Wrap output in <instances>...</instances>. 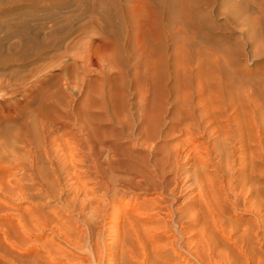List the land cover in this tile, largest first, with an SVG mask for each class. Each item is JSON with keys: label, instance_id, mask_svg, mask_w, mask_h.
I'll list each match as a JSON object with an SVG mask.
<instances>
[{"label": "rangeland", "instance_id": "obj_1", "mask_svg": "<svg viewBox=\"0 0 264 264\" xmlns=\"http://www.w3.org/2000/svg\"><path fill=\"white\" fill-rule=\"evenodd\" d=\"M225 1L214 0L213 3L216 2L215 4L218 5V7L215 6L216 9L219 8L221 11L223 8L224 10L227 8H225ZM140 3H142L141 0H0V99L4 100L0 110H11L14 122L17 121L16 123L13 122V135L17 133L19 136L15 135L18 136V139L13 138L16 142V148L23 157L26 156V144L29 141L33 144L34 141L31 146L40 155L37 164L43 173L44 184L52 192L41 189L43 188L42 185L34 184L26 171L21 173L24 177L22 185L25 188V200L22 202L21 216L26 218V220H22L28 229L24 226H22L23 228L17 226L18 224L11 214L13 211H10L11 208L9 207L10 209L6 211V213L8 212V222L6 220L0 222V264H42L45 259L46 262H49L47 264H76L77 262L79 264L81 258H85V254L82 252V255H79V249L76 250L75 246H77L76 239L81 238L80 232L83 229L84 219L90 221L92 228L91 232L87 231L83 224L84 246L89 247V244H93L94 250L100 251L101 249L103 256L106 257L107 244L113 238V232H109L107 227L109 217L116 213L115 208H113L115 205L111 206L112 193L107 192L104 195L106 198L103 200L105 202L104 208L106 209L109 205L107 210L94 214L91 206L86 209L81 208V198L77 197L75 187L76 184L79 187L82 186L81 181L83 180L89 186H97L93 173L84 171L80 179H74L70 178L63 169L61 171L52 169L50 157L44 153L42 130L40 129V120L42 119L40 117L45 109H47L48 114L43 116L48 122L53 123V131H50V138L46 143L51 152L55 149L52 139L55 138L60 142L72 135L71 132H67L65 135L63 133L66 132V127L74 126L76 121L74 112L80 104L82 106L80 109L87 115V123L94 130L95 142L101 148L98 161L103 165L111 163L114 159L113 154L117 151L120 153L123 163L127 164L129 168L126 172L120 173L122 176L134 180L151 181L156 178L153 174V162L155 158L157 159L162 155L160 152H153L152 147L156 145V147L161 148L165 145L164 147L167 148L171 142L176 140L170 135L172 129L169 127V121L172 118L169 110L172 109V103L178 100L176 95L188 94L190 96L189 105L194 103L200 98L193 96L197 91L196 88L199 87L196 81L199 77L205 76L208 79V84H211L212 87L210 88L211 91L205 89L204 92H201V97L205 99L207 107L221 109L244 106L246 110L250 109L254 112L255 118L257 117L256 126L243 124V129L248 138L249 135L253 136L249 139L252 140L251 142L248 138L246 140L249 143L247 146H250L251 149H249V153H246L247 156L245 155V161H248L246 167H239L237 162V157L242 151L241 148H239L240 151L236 149L238 144L231 143L229 145L230 148H235L232 149L235 160L232 176L237 179H235L233 189L229 194H226L224 199L221 195L220 201L223 200L219 206L222 205L221 214L224 211L223 215L224 213L226 215L225 217L221 215L224 217L223 221L231 222L230 216L235 215L240 224L244 223L243 219L246 220V218L248 223L249 218L250 226L246 222L244 224L250 227L248 233L249 231L252 232V236L255 238L250 235L251 233L248 234V241L251 239L248 243L254 244L249 252L252 253L254 248V252H260V256L264 258V241H261L264 235V24H259L258 28L252 32L242 23L227 22L225 16L216 11L207 17H203V19L194 13L189 15V21L182 26L172 28L171 31L177 37L173 42L168 41L166 49L161 46L159 37H156L157 39H154L156 47L161 46V48L158 49L159 51L156 49V52L150 53L140 45L142 35L145 32L144 26H148L152 20L158 27L159 22L158 18L155 19L153 15L148 18L144 11L139 10L138 4ZM260 4L262 3L260 2ZM205 9H210L209 5ZM229 11H232L231 15L235 16L236 20L242 17L237 7L230 8ZM170 17L177 18L174 13ZM111 18L113 21L110 26L109 20ZM180 27L185 31V34L182 30L178 32ZM198 29H201L202 33H199ZM243 32L244 34H242ZM185 35L191 37L195 44L206 46L208 50L207 56H210V59L205 60L208 58L206 56L203 59L205 61L200 60L203 61L204 66L199 76L197 73L195 75L193 73L196 72L194 68H196L199 60L196 59V63L192 62V66L189 65L191 66L189 68L186 66V64L188 65L186 56L180 55V51H185L182 48V37ZM205 37L207 42L204 40ZM257 40L260 41L256 42ZM251 42L252 46H250ZM253 42L256 43L253 44ZM211 51H216L214 53L215 58H212L214 55L210 54ZM148 57L150 58L149 61ZM154 57L156 58L155 61L158 60L157 64L153 63ZM194 64H196L195 67ZM212 67L217 69L224 67L225 70L229 71V75L234 77L230 90L225 86L227 81L221 85L218 75H215V78L211 77L208 69H212ZM190 69L192 70L190 71ZM195 76L196 78H194ZM61 88L65 93H61L59 98L43 97L46 92L59 93ZM229 93L233 95L235 102H229ZM250 95L254 98V102L253 99L252 101L248 100ZM159 115L162 118L156 121L157 125L153 124V118L159 117ZM245 117L242 115L240 118L242 122H246ZM23 136L26 138L23 139ZM78 137L80 138V135ZM142 140H146L148 146L143 145ZM66 164L71 165L68 162ZM86 164L80 162L76 166L87 168ZM181 168V171L185 170L184 172H186L187 169H184L186 167ZM207 171L215 174V171L210 168ZM117 174L119 172H112L111 176L116 177ZM243 178L245 181L242 180ZM167 179H174V174H168ZM73 182L76 184L72 185ZM99 187L100 185L95 189L97 192L91 194L94 198L102 193ZM241 188L242 193L244 189H248L245 193L249 194L250 197L246 194L245 197L244 194L240 193ZM256 189L258 190L255 191ZM250 190L252 191L251 194L249 193ZM237 191L238 193H236ZM220 192L223 190L221 189ZM256 195L260 197L257 198ZM228 196L230 200L233 198L236 201L235 206L230 204L235 203V201H230ZM247 196L252 198L251 200L258 199L261 204L258 211L253 207V201L249 202L250 199ZM186 198L185 196L181 197V211L186 209V204L190 201ZM164 200L166 204H170L169 197H164ZM226 204L228 205L226 206ZM236 206L239 207L238 211L240 210V212L244 207L247 208L245 210L250 208L252 212L244 211L245 213L237 212L236 214L232 212L233 209L237 211ZM240 207L242 208L240 209ZM30 212L34 214L30 215ZM180 213V211H176L177 215ZM188 215L186 220H190ZM11 216L12 219H9ZM226 217H229L227 218L229 221ZM13 220H15L14 224L8 227L13 223ZM208 222H211L209 224L211 228L212 221L209 220ZM257 223L260 230L257 228ZM252 226L257 228L253 227V230L260 233H258L261 235L260 238L257 233L251 230ZM8 229L10 234L7 232ZM24 229L26 230L24 231ZM236 229H234L233 235L239 233V231L236 232ZM213 232L217 234V230L214 228H212ZM192 235L188 236L192 238ZM5 236H7L6 241ZM46 238L52 239L49 240L51 244ZM259 244L260 246H256ZM226 245L228 244L226 243ZM54 246L59 248H52ZM257 247L261 248L260 250L258 248L256 252ZM73 252L76 258L72 256ZM225 252L224 257L221 258L223 263L226 261L228 264V259L230 261L234 259V263L236 261L237 264H243V262L245 264V256L240 255L237 251H233L235 253L231 251L230 256L232 255L231 258L233 259L228 257L229 254L226 256ZM44 255L47 256L44 258ZM189 257L191 258L190 262L192 260V262H196L192 254ZM225 257L228 258L225 260ZM79 258L80 261H77ZM50 260L52 261L50 262ZM251 261V259L248 261L249 264ZM252 262L251 264H254ZM102 264L105 263L102 262ZM197 264L199 263L197 262Z\"/></svg>", "mask_w": 264, "mask_h": 264}, {"label": "bare ground", "instance_id": "obj_2", "mask_svg": "<svg viewBox=\"0 0 264 264\" xmlns=\"http://www.w3.org/2000/svg\"><path fill=\"white\" fill-rule=\"evenodd\" d=\"M141 1L142 3L138 4V9L144 11L148 16V18H150L151 15H153L155 19L158 18V22H159L158 27H156V25L154 24V22H152V20L148 24V26L146 27L144 26L145 32L142 35L141 38L142 40L140 42V45L142 47H145L147 51L150 53H153L156 49L160 50L161 46H163L164 49H166V46H168V41L170 40L171 42H173L177 37V35L173 31H171L172 28H174V26L175 28L180 25L182 26V24L189 21L190 19L189 15L194 13L199 15L201 19H203V17H207V15H211L213 12L215 13L216 11L217 13H222L227 19L226 20L227 22L232 24L242 23L246 27L250 28L252 32H254V30L258 28L259 24H264L263 0H226L225 8L227 7L226 10L228 11L224 10V8L221 11L219 10V8L216 9L215 6L218 7V5L215 4L216 2L213 3L214 0H141ZM192 1H194V3H192ZM260 2L262 4H260ZM208 5L210 9L207 10L205 9V7H207ZM233 7H237V10L241 12L242 17L238 20H236L237 18L235 16L231 15L232 11H229V9ZM220 8H222V6H220ZM173 13L176 14L177 18L174 19L170 17V15H172ZM112 21L113 18L109 20L110 26L112 24ZM238 26L240 27V25ZM231 28L233 27L231 26ZM179 30L184 31L183 29H181V27L180 29L178 28V32ZM198 32L202 33V30L198 29ZM246 32H248L247 29ZM242 34H244V32ZM180 36L182 35L180 34ZM156 37H159L158 40L159 39L161 40L162 45L160 47H156V43L154 42V39H157ZM182 38H183L182 48H184L185 51H180V55L183 57L186 56L185 58L188 61V65L186 64V66L191 65V63L195 62L196 59L197 61L198 60L200 61L201 59L203 60L204 57L206 58V56L208 55L207 54L208 50L206 49V46L204 45L199 46L195 44L194 40L186 35ZM158 40L156 41L159 42L160 40L159 41ZM204 40L207 42L206 37ZM260 40H257L256 42ZM245 41L247 40L245 39ZM256 42H253V44ZM250 46H252V42ZM215 52L211 51L210 54L214 55ZM207 57L208 58H206L205 60L208 61V59H210V56ZM212 58H215V55ZM149 59L150 58L148 57V61ZM155 59L156 58L154 57L153 63L157 64L156 62L158 60L155 61ZM199 61L197 66L196 64H194V67L196 66V68H194L196 69V72L192 71L194 75L195 73H197L198 76L200 73H202V67L204 66V64L202 63L203 61L200 62ZM191 66H189V68ZM191 70L192 69H190V71ZM208 71L211 77L215 78V75H218L220 77L219 81L221 85L225 81H227L225 86H227L228 90H230L229 88L232 86V80L234 77L229 75L228 70H225L224 67L223 69L222 67H220L219 69L212 67V69H208ZM194 78H196V76ZM207 80L208 79L205 76V77H199V79L196 81L199 87L196 88L197 91L193 96H199L200 98L190 105H189L190 96L188 94L184 96H181V94L176 95V98L179 101L177 100L175 103H172V109L169 110V113L172 114V118L169 121V127H171L172 129V133L170 132V135L176 140L175 142H171L169 146H167V148L164 147L165 145L161 148L156 147V145L152 147L153 152H160V154L162 155L157 159L155 158L153 162L154 164L153 174L155 175L156 178L151 181L150 180L143 181L142 179L134 180L133 178L122 176L120 173L126 172L127 169L129 168L127 164L123 163L120 157V153L117 151L116 153L113 154L114 159L111 161V163H107V164L105 163L106 165H103L100 161H98V156L100 154L101 148L98 147V143L95 142L94 130L87 123V115H85L84 111L80 109L82 107L80 104H78V107L75 109L74 112V115L76 116L75 117L76 121L74 124L75 127L68 126L65 128L66 132L63 133L65 135L67 134V132H71L72 135H70L69 137L65 138L63 141L60 142L57 141L55 138L52 139V143L55 149L53 152H51L50 148H48L46 143L48 142V138H50L49 137L50 131H53L52 130L53 123L51 121L48 122V120L44 117L45 114H48L47 113L48 111H46L47 109L43 111V113L41 114L42 116L40 117L42 118L40 120L41 121L40 129L42 130V139H43L42 145L44 148V153L48 157H50V165L52 166V169H54V171L55 170L61 171V169H63L70 176V178H74V179H80V177L83 176L82 173H84V171L87 172L90 171L94 175L93 177L95 179L96 185L97 186L100 185L99 189L102 190L101 195L94 198L91 194L97 192L95 190L97 186H93V187L89 186V184H87L85 180L81 181L82 186L80 187L73 182L72 185L76 184L75 186L77 193L76 195L77 197L81 198V202H82L81 208L86 209L87 207L91 206L93 208L94 214H97L99 211H106L109 205L105 209L104 208L105 202L103 200L106 199L104 198V195L107 194V192L112 193L110 199L112 202L111 206L115 205L113 206V208H115L116 213H114V215L110 214L111 216L109 217V220L107 219L108 220L107 227L109 230L105 228L109 232L110 231L113 232V238H114V239L112 238L113 241L111 240V242L107 244L106 253H105L106 257L103 256L101 249L100 251L94 250V248L92 247L93 244H89L90 245L89 247H87V245L84 246L83 244L84 235L82 232L84 229L83 224L87 228V231L91 232L92 229L90 225L91 224L90 221L84 219L83 221L84 223L82 224L83 229H81L80 226V229L82 231L81 232L79 231L81 234V235L79 234L81 238L76 239V244L78 248L77 246H75L76 250L79 249V252L77 251L79 255H82L81 254L82 252L85 254L84 255L85 258H81V261L80 258L79 260H77L80 261L79 264H102V262L105 264H197V262L199 264H217V263L226 264V261H224L223 263L222 262L223 260L221 259L225 251H226L225 255L228 256L229 254L228 256L229 258L232 257V255L230 256L231 251L232 252L237 251L238 253H240V255L245 256L244 258L245 264H249L248 261H250V259L254 262V264L264 263V258L260 256L259 251H258L259 253H255L253 248L252 253L249 252V250H251L252 247L254 246L253 243H250L253 244L251 246L248 243L251 241V239L250 241H248V234L251 233L250 235L252 236V232L249 231L248 233V228H250L249 218H248V223L246 221L247 218L246 220L243 219V222L244 223L246 222L249 226L244 223H240L241 224L240 225L237 222L238 219L235 218L234 214H233L234 218L230 216V218H232L231 222L223 221V218L226 215L225 213L223 215L224 211L221 214L222 205L219 206L220 205L219 203L222 202L224 197H226V194H229V192H231L234 186V182L236 181L235 179H237L232 176L233 175L232 169L235 161L233 159L234 150H232L234 147L230 148L229 145L231 143L238 144L237 146L238 148L235 146L236 149L241 148L242 151L240 152L241 153L240 156H238L239 158L237 157V162L240 165L239 167L242 166L243 168L246 167L247 165L246 162L248 161H245V157L247 156L246 153L249 151L250 146H247L249 144L246 141L248 136L243 129V124L252 125L254 127L257 125L256 124L257 117L255 118L254 112L250 111V109L246 110L244 106L236 107V108L224 107L221 109H212L207 107L205 99L201 97V92H204L205 89L211 91L210 89L212 88L211 84H208L209 82H207ZM62 88L59 90V93L54 92L51 94L49 92H46L45 96L43 94V97L57 99L59 98L58 96L64 92L62 91ZM43 89L46 88L43 87ZM43 89L42 91H44ZM223 89L225 88L223 87ZM42 91H40V93ZM251 95L248 96L249 97L248 100L252 101L253 99L254 102V98ZM228 100L230 103L235 102L233 95L231 93L228 94ZM3 102L4 100L1 98L0 106H2ZM11 114H12L11 110H5V111L0 110V222L1 221L3 222L4 220L8 222V212L6 213V211L7 209L11 208L10 211L11 210L13 211V213L11 214L14 216L16 223L18 224L17 226L22 227L25 225V222H23L22 219L26 220V218L25 217L22 218L21 216L22 215L21 209L23 205L22 202L25 200V191H24L25 188L24 185H22V181L24 177L22 176L21 173L26 171L29 179L34 184H39L38 186L42 185L43 188H41L42 187L41 186L40 187L41 189H45V190L47 189L48 191L49 189L47 185L44 184L43 173L41 171V168L37 164V162L40 159V155L36 152L34 148H32L33 146H31L34 144V141L32 144V142L30 141L28 142L26 140L28 143L26 144L27 150H26V156L24 157L19 153L18 149L16 148L17 146L14 140L19 135L17 133H14L13 135V130H14V123H16L17 121L14 122V117ZM161 115H159V117L153 118L154 121L153 124L155 123V125H157L156 121L162 118ZM242 115L246 116L245 117L246 122L241 121L240 118L242 117ZM15 135L18 136L16 137ZM79 135L80 138L78 137ZM249 136L251 137L252 135ZM250 137L248 138V140L251 139ZM22 138L24 139L26 137L23 136ZM251 141L249 140V142ZM141 142L143 145H147L146 140H142ZM213 161H215L216 163ZM67 162L70 163L71 165L68 166L66 164ZM80 162L87 163L86 164L87 168H83V167L80 168L79 166H76ZM183 166L186 167L184 168L187 169L186 172H184L185 170L181 171L182 169L181 167ZM208 168H210L212 171H215V174H213L210 171L209 173L207 171ZM112 172H119V174H117L118 176L116 177H112L111 176ZM216 172H218L219 175L216 174ZM171 173L174 174V179L168 180L167 176L168 174ZM242 180L245 181L244 178ZM221 189L223 190V192H220ZM246 190L248 189H244V192L242 193V188H241V191L240 190L239 191L240 193L245 195ZM257 190L258 189H256L255 191ZM236 193H238V191ZM249 193L251 194L252 191ZM221 195L223 196V199L220 201V199L222 198ZM246 195L249 196V194ZM257 195H256L257 198L260 197ZM182 196L187 197L190 201L187 202L188 204H186L187 205L186 209L181 211ZM241 196L244 197L243 195ZM164 197H169L170 204L168 203L166 204ZM228 199L230 200L229 196ZM251 199L249 200V202L253 201V205H254L253 207L258 211V209L261 207V204L259 203L258 199L255 200H251ZM231 200L235 201L233 200V198ZM230 204L235 206L236 201L235 203L232 202ZM230 204L229 206H231ZM246 204L248 205V203ZM246 204L244 205L247 206ZM227 205L228 204H226V206ZM172 206H174V208H172ZM242 207H240V209ZM245 208L246 207H244V209L242 208L241 212L251 211L250 208L248 210H245ZM238 209L239 207L237 208V211L233 209L234 211L232 210V212L237 214V212H240V210L238 211ZM175 210L180 211L181 213L177 215ZM256 210H254V212H256ZM33 214L34 213L31 214L30 212V215ZM187 215L188 218H190V220H186ZM221 215H223L224 217H222ZM227 218L229 217H226V219ZM9 219H12V216ZM15 220H13L12 221L13 223L8 227L12 226ZM209 220L212 221V225H210L211 228L209 227V224H211V222L210 223L208 222ZM227 220L229 221V219ZM258 223H257V228H259ZM75 225L77 226V224ZM255 226L251 227V230L254 232L255 230H253V227L256 228ZM24 227L26 228V226ZM212 228H214V230H217V234H215L214 232H213L214 234L212 233ZM9 229L7 230V232L10 234ZM26 229H24V231ZM234 229H236V232L239 231L237 235H233ZM109 232L108 234H111ZM255 233L258 234L259 232H255ZM187 234L188 235L193 234L192 238L189 237ZM259 234L257 236H259L260 238L261 235ZM7 236H5V241ZM263 239H264V235H263ZM263 239L260 240L264 241ZM49 243L51 244V242ZM52 243L54 244V242ZM226 243L228 245H226ZM57 246L56 247L54 246L52 248H56V249L59 248ZM256 246H260V244ZM228 247L230 248L231 251L230 250L228 251ZM258 248L259 247H257L255 251ZM260 248L258 250H260ZM69 251L72 252V250ZM73 251L75 252V250ZM74 252L72 256H75ZM190 254L193 255V257L195 258L194 260L196 262H192L193 260L191 261L192 263L190 262L191 260V258L189 257ZM79 255H77V257H79ZM46 256L44 255V258ZM70 257L71 256H69V258ZM228 257H225L224 259L226 260V258ZM52 260H50V262ZM228 260H229L228 264H237L236 261L235 263L233 262L234 259L231 261L230 259ZM47 262L45 259L44 264H47ZM69 264H74V263H69ZM76 264H78V262Z\"/></svg>", "mask_w": 264, "mask_h": 264}]
</instances>
